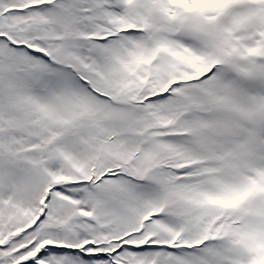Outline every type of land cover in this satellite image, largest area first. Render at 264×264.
Listing matches in <instances>:
<instances>
[{"label": "snow or ice", "instance_id": "obj_1", "mask_svg": "<svg viewBox=\"0 0 264 264\" xmlns=\"http://www.w3.org/2000/svg\"><path fill=\"white\" fill-rule=\"evenodd\" d=\"M0 264H264V0H0Z\"/></svg>", "mask_w": 264, "mask_h": 264}]
</instances>
